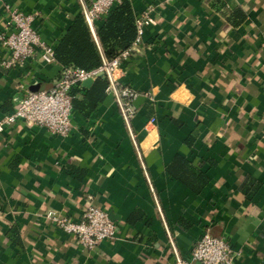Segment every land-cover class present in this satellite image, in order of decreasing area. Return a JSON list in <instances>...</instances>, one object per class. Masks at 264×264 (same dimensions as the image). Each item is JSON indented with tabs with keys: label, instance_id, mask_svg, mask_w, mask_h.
<instances>
[{
	"label": "crops",
	"instance_id": "obj_1",
	"mask_svg": "<svg viewBox=\"0 0 264 264\" xmlns=\"http://www.w3.org/2000/svg\"><path fill=\"white\" fill-rule=\"evenodd\" d=\"M90 2L0 0V34L18 9L55 47ZM131 3L136 17L152 7L120 71L138 92L133 118L103 73L104 98L73 108L67 136L23 120L0 131V264H198L206 231L229 241L235 264H264V0ZM8 57L0 41V120L62 72L40 52L13 67ZM91 205L118 226L92 249L46 217L79 220Z\"/></svg>",
	"mask_w": 264,
	"mask_h": 264
},
{
	"label": "built area",
	"instance_id": "obj_2",
	"mask_svg": "<svg viewBox=\"0 0 264 264\" xmlns=\"http://www.w3.org/2000/svg\"><path fill=\"white\" fill-rule=\"evenodd\" d=\"M122 0H91L86 14L92 24L104 17ZM152 7L137 16V37L134 45L141 43L144 28L151 22ZM13 30L9 34H0L2 45L9 51V57L4 61L6 67H13L37 52L46 62L56 61L55 47L43 41L34 28L35 15L18 9H10ZM133 47L125 50L120 56L107 60L102 66L87 71L79 68H65L49 90L28 92L15 110L0 120V131L7 125H13L18 120L39 125L53 134L67 136L73 130V87L83 80L96 78L99 73L110 77L107 91H115L127 120L136 113L135 99L138 92L121 81L120 71L125 61L129 59ZM46 217L65 232L77 237L79 243L88 249L96 247L104 240L117 237V223L111 219L108 211L95 205L89 206L81 219L74 220L62 217L56 211L50 210ZM238 253L232 248L224 236H214L206 231L193 248V260L198 264H235Z\"/></svg>",
	"mask_w": 264,
	"mask_h": 264
},
{
	"label": "trees",
	"instance_id": "obj_3",
	"mask_svg": "<svg viewBox=\"0 0 264 264\" xmlns=\"http://www.w3.org/2000/svg\"><path fill=\"white\" fill-rule=\"evenodd\" d=\"M136 19L131 0H122L114 6L95 32L86 14H79L55 46V57L62 64V71L68 67L90 71L131 49L137 37ZM80 85L81 82L78 83ZM107 85V77H97L94 84L85 90L82 100L75 97L77 89L73 88V106L92 111L104 98Z\"/></svg>",
	"mask_w": 264,
	"mask_h": 264
},
{
	"label": "water",
	"instance_id": "obj_4",
	"mask_svg": "<svg viewBox=\"0 0 264 264\" xmlns=\"http://www.w3.org/2000/svg\"><path fill=\"white\" fill-rule=\"evenodd\" d=\"M87 19H88V21H89V23H90V25H91V27H92V29H93V24H92V22L90 21V19H89L88 16H87ZM102 75H103V73H99V74H98V76H102ZM93 82H94V78L89 77V78L83 80V81H82V84H83L84 86L89 87V86H91V84H92Z\"/></svg>",
	"mask_w": 264,
	"mask_h": 264
}]
</instances>
